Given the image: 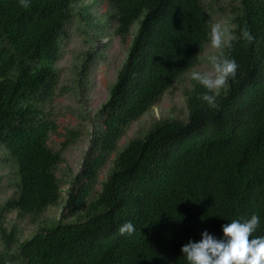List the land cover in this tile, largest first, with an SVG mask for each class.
<instances>
[{"label":"trees","instance_id":"obj_1","mask_svg":"<svg viewBox=\"0 0 264 264\" xmlns=\"http://www.w3.org/2000/svg\"><path fill=\"white\" fill-rule=\"evenodd\" d=\"M81 0H0V145L16 169L15 190L0 206V264H187L181 248L207 231L256 214L253 237H264V0H240L235 38L223 53L238 65L218 107L187 97V121L155 123L123 148L129 127L156 106L197 63L212 23L204 0H106L114 34L125 41L137 24L127 58L102 105L103 130L74 179L61 220L20 242L17 220L59 204L64 162L49 146L57 130L43 114L57 82L65 28L75 13L91 25ZM247 26L254 39L240 36ZM214 94V93H207ZM75 141L68 132L64 146ZM115 154L100 191V171ZM131 222L135 231L120 235ZM17 246V257L13 248Z\"/></svg>","mask_w":264,"mask_h":264},{"label":"rangeland","instance_id":"obj_2","mask_svg":"<svg viewBox=\"0 0 264 264\" xmlns=\"http://www.w3.org/2000/svg\"><path fill=\"white\" fill-rule=\"evenodd\" d=\"M78 5L81 8L87 7V13L93 20L88 25L79 13H75L66 25L60 58L55 65L57 82L51 97L44 101L42 107L44 116L54 120L57 125V130L51 134L48 143L51 149L61 151L63 155L64 162L57 171L62 181V197L58 205L48 208L41 216L22 221L17 220L16 212L6 216L9 229L16 225L20 232V242L61 220L69 192L75 187L74 179L90 155L95 135L104 128V117L100 114V109L109 97L110 88L127 58L137 30L136 24L132 27L130 36L123 41L114 34L116 23L110 18L111 9L106 0H81ZM204 6L211 22H220L229 27L235 37L234 18L241 8L240 0H204ZM213 54L218 55L219 52L213 50L209 43L192 69L208 70L210 65L206 57ZM191 70L164 94L156 106L129 127L120 141L121 148L133 139L143 138L159 121H187V97L196 82L190 79ZM223 90H227V86L219 92ZM69 131H74L75 141L64 146ZM114 160L115 154L100 171L97 191L102 189L103 183L108 179ZM15 171L9 152L0 145V206L14 194L17 179ZM3 250L4 244L0 239V251ZM13 251H17V246ZM15 256L17 257L16 253ZM11 264L23 263L17 259Z\"/></svg>","mask_w":264,"mask_h":264},{"label":"clouds","instance_id":"obj_3","mask_svg":"<svg viewBox=\"0 0 264 264\" xmlns=\"http://www.w3.org/2000/svg\"><path fill=\"white\" fill-rule=\"evenodd\" d=\"M21 7L27 9L29 0H19ZM210 47L219 54L206 57L210 67L206 71L192 69L190 79L203 86L207 93L200 99L210 108H217L219 91L234 79L238 65L234 59L224 55L222 49L230 47L235 38L229 27L220 22L209 25ZM240 36L249 43L254 39L250 30L245 25L240 30ZM260 224L258 215H251L245 221L232 220L222 226L223 238L217 239L207 231L202 233L199 242L189 241L181 248L187 264H264V237H253V233ZM135 227L131 222L122 224L118 232L120 235H131Z\"/></svg>","mask_w":264,"mask_h":264}]
</instances>
